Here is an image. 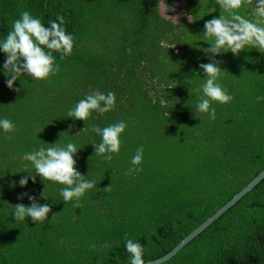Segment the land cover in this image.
Wrapping results in <instances>:
<instances>
[{"label": "trees", "instance_id": "obj_1", "mask_svg": "<svg viewBox=\"0 0 264 264\" xmlns=\"http://www.w3.org/2000/svg\"><path fill=\"white\" fill-rule=\"evenodd\" d=\"M164 1L171 8L177 0ZM160 2L0 0V37L28 10L46 25L63 15L75 41L70 56L53 53L58 73L38 81L25 74L16 82L20 92L7 86L0 70V117L17 127L0 131V264H129L128 238L145 246L146 261L156 259L264 169V100L257 99L264 97V52L248 47L239 56L217 57L220 82L232 100L213 102L215 120L198 118L205 76L200 64L210 62L202 50L209 46L204 24L221 12L215 0H190L186 15L173 21L160 13ZM254 5L242 6L241 15L255 19ZM210 10L215 12L207 15ZM5 59L0 51V69ZM96 90L114 92L116 106L94 113L83 131L86 122L68 112ZM120 120L127 122L121 150L104 160L95 155L92 144L101 137L91 127ZM69 141L82 148L75 157L79 170L96 181L79 207L66 204L63 186L51 182L43 199L46 185L39 176L19 185L30 175L23 171L24 152ZM141 145L142 171L130 174ZM22 193L49 203V220L57 213L55 218L39 226L31 217L16 223L14 205L31 204ZM160 264H264V178Z\"/></svg>", "mask_w": 264, "mask_h": 264}, {"label": "clouds", "instance_id": "obj_2", "mask_svg": "<svg viewBox=\"0 0 264 264\" xmlns=\"http://www.w3.org/2000/svg\"><path fill=\"white\" fill-rule=\"evenodd\" d=\"M250 3L251 0H215L214 4L219 6L221 14L205 21L203 37L209 46L202 50L210 62L200 64V69L205 76L203 83L199 85L202 92L198 93L195 105L194 112L198 118V114H206L208 119L215 120L217 113L213 102L227 103L232 100V96L220 82L223 69L217 57L229 52L239 56L248 47L264 52V0H255L253 7L255 19H249L240 13L241 7ZM212 12L215 11L210 10L207 15ZM192 16H189L190 20ZM74 43V36L67 31L63 15L57 14L46 25L41 18L24 10L20 17L12 22V27L6 36L0 37V51L6 54L0 70H3L8 77L7 86L20 92L21 89L16 86V82L21 81V77L25 74L37 81L49 79L60 71V65L56 63L53 53L59 52L62 57L70 56L73 53ZM191 80L192 78H189L187 81ZM190 92L192 94L191 88ZM257 99L264 100V97H257ZM116 102L114 92L105 93L96 90L80 99L69 110L68 117L85 121L84 131L88 128V120L94 113L101 115L108 113L114 109ZM161 103L163 104L164 101ZM126 128L127 122L124 120L103 128L92 125L91 131L101 137L98 144H92L95 146V155L111 161L112 154H118L121 150L122 134L125 133ZM16 130L17 127L12 120L0 117V131L14 133ZM8 138L11 139V136ZM58 142L47 143L49 146L44 144L34 146L33 150L26 151L20 156L22 161L27 162L23 164V171L27 170L30 175L22 176L19 185L27 186L29 179L35 183L39 176L46 185L41 193L43 199L49 198L47 189L51 182L63 186L60 188V195L66 204L72 202L79 207L81 198L95 187L96 181L88 179L90 173L85 175L77 167L75 157L82 148L73 141L62 146H59ZM143 158L144 146L141 145L132 157L133 167L128 170L130 174L142 171V168L137 166L141 165ZM24 196L28 197L31 204L14 205L10 216L15 218L16 223L27 221V218L31 217L33 223L39 226L55 218L57 213L53 214L52 219L49 220V213L52 212V206L49 203L41 204L35 195L29 193H22L21 199ZM125 248L129 254V264H149L145 260V246L138 240L126 239Z\"/></svg>", "mask_w": 264, "mask_h": 264}, {"label": "water", "instance_id": "obj_3", "mask_svg": "<svg viewBox=\"0 0 264 264\" xmlns=\"http://www.w3.org/2000/svg\"><path fill=\"white\" fill-rule=\"evenodd\" d=\"M264 178V169L255 176L247 185H245L238 193H236L230 200H228L223 206H221L212 216H209L205 221L198 225L193 231L186 235L174 248L169 252L156 259L149 260V264H160L172 256H174L181 248H183L192 239L198 236L203 230H205L209 224H212L217 218H219L226 210L233 206L238 200H240L245 194L253 189Z\"/></svg>", "mask_w": 264, "mask_h": 264}, {"label": "rangeland", "instance_id": "obj_4", "mask_svg": "<svg viewBox=\"0 0 264 264\" xmlns=\"http://www.w3.org/2000/svg\"><path fill=\"white\" fill-rule=\"evenodd\" d=\"M186 0H180L173 3V6L170 8L164 0L160 2V13L167 17L171 18L173 21H179L185 15V2ZM171 9V10H170Z\"/></svg>", "mask_w": 264, "mask_h": 264}, {"label": "flooded vegetation", "instance_id": "obj_5", "mask_svg": "<svg viewBox=\"0 0 264 264\" xmlns=\"http://www.w3.org/2000/svg\"><path fill=\"white\" fill-rule=\"evenodd\" d=\"M177 1H180V0H177ZM177 1H176V2H177ZM189 1H190V0H186L185 2L188 3ZM165 3H166V1H165ZM186 3H185V12L187 13ZM166 4H167V3H166ZM167 5H168V4H167ZM186 13H185V15H186Z\"/></svg>", "mask_w": 264, "mask_h": 264}]
</instances>
